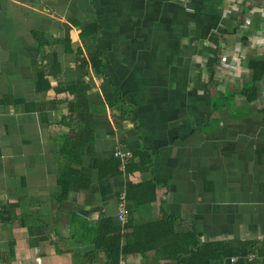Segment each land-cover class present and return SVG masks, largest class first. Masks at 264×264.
<instances>
[{"label": "crops", "instance_id": "0c3cea01", "mask_svg": "<svg viewBox=\"0 0 264 264\" xmlns=\"http://www.w3.org/2000/svg\"><path fill=\"white\" fill-rule=\"evenodd\" d=\"M249 60L264 63V0H0V264H108L118 196L148 181L127 233L153 225L138 242L152 248L120 264H175L160 253L181 232L264 264V73L249 92ZM73 88L77 162L62 154ZM114 151L150 166L107 175ZM62 169L75 184L59 199Z\"/></svg>", "mask_w": 264, "mask_h": 264}, {"label": "trees", "instance_id": "16d2710c", "mask_svg": "<svg viewBox=\"0 0 264 264\" xmlns=\"http://www.w3.org/2000/svg\"><path fill=\"white\" fill-rule=\"evenodd\" d=\"M247 67L252 73L251 84L248 91L252 94L255 93V83H257L263 73H264V63L257 60H249L247 62ZM69 93L73 94L76 98V103L69 107L68 119L75 120L76 124L70 126V129L75 130L77 133L74 137H69L67 134L64 135V146L63 155L69 161L77 162L81 156L82 149L84 145L88 142L89 131L81 127V122L88 114L81 110V103H83L84 96L77 92L75 88L69 90ZM253 97V95H252ZM252 97L250 99H252ZM71 115V116H70ZM75 115V118H72ZM145 154L140 153L138 157V163H132L131 159L127 160L124 165L123 170H119L120 162L116 158H112L109 161L103 163L107 169V175H120L127 174L133 171H146L149 168L150 162L144 157ZM75 184L72 171L70 169H62L59 174L58 187H59V199H63L67 194V190ZM155 190L156 183L148 181L146 183L128 187L125 191V205L131 215V202L134 200L138 203L140 207L145 204H150L155 200ZM140 201V202H139ZM167 218H162L160 220V233L162 230L166 231L165 226L168 223ZM101 226L103 227L104 221ZM128 222L119 228L110 229L111 237L106 239L104 246L106 256L108 258V264H120L121 257L125 254L135 252L142 256L151 250V246L141 247L138 242L140 240L139 236L153 225H141L132 226L130 233H127L129 229ZM110 226V222H108ZM100 226V227H101ZM172 228L170 227V230ZM99 230H102L100 228ZM174 241L170 242V245H174L175 249L167 253H160V257L166 258V260H171L175 264H248L246 261L247 255L252 253L250 244L244 243H221V242H208L201 243L196 238L195 235L189 232H181L179 235H174ZM236 258L235 262L231 263L230 259Z\"/></svg>", "mask_w": 264, "mask_h": 264}, {"label": "built area", "instance_id": "2783aa9c", "mask_svg": "<svg viewBox=\"0 0 264 264\" xmlns=\"http://www.w3.org/2000/svg\"><path fill=\"white\" fill-rule=\"evenodd\" d=\"M246 24L249 22L248 19H246ZM113 157L118 159L120 162L119 170H123L124 165L127 163L128 155L126 153L120 152V151H114ZM130 217V213L125 205V196L124 193H121L118 196L117 201V209H116V220L119 224L125 225ZM255 259V256L253 254H249L246 257V261L248 264L253 263ZM236 258H231L230 262H235Z\"/></svg>", "mask_w": 264, "mask_h": 264}]
</instances>
